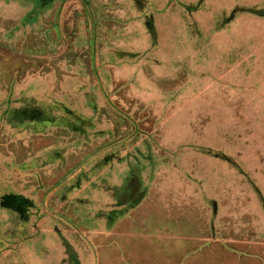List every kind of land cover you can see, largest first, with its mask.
Returning a JSON list of instances; mask_svg holds the SVG:
<instances>
[{
	"label": "rangeland",
	"instance_id": "obj_1",
	"mask_svg": "<svg viewBox=\"0 0 264 264\" xmlns=\"http://www.w3.org/2000/svg\"><path fill=\"white\" fill-rule=\"evenodd\" d=\"M146 1L0 0V264H264V20L230 90L233 1Z\"/></svg>",
	"mask_w": 264,
	"mask_h": 264
},
{
	"label": "crops",
	"instance_id": "obj_2",
	"mask_svg": "<svg viewBox=\"0 0 264 264\" xmlns=\"http://www.w3.org/2000/svg\"><path fill=\"white\" fill-rule=\"evenodd\" d=\"M144 3H148L146 0H143ZM206 0H196L193 4L190 3L188 5H183L178 1V4L183 6L185 13L189 14L192 17H194V23L193 25H196L197 27L200 26V22L202 21L201 17H196L198 12L201 11L203 4ZM230 4L223 7V14L220 18H218L219 26L216 27L214 32L212 33V37L214 40H217V37L219 36V33L225 34L226 38H232L234 42L230 43V47L226 50L227 59L226 60H232L231 64H229V68L225 72V84L223 86L231 88L235 87L238 88V86L243 85L240 83H234L229 81V79L235 77V78H242L243 79V73L244 71H250L252 73L255 72V64L257 65L259 61L257 60V57L259 53H251L256 50L255 44L256 40L253 38L257 37L258 34V25H260V20H264V8L260 9L259 6V0H252V4H246L244 3V0H231ZM258 1V2H256ZM243 3V4H242ZM206 19L203 17V23H205ZM148 24V23H146ZM206 24V23H205ZM149 26V24H148ZM244 29H249L252 36H243L242 32ZM234 33V34H233ZM246 38L247 40H244ZM221 42L222 40H217ZM250 41V47H248V43ZM239 45V46H238ZM238 46L236 49L235 47ZM247 52H246V51ZM239 52V53H238ZM234 53V54H232ZM261 53V52H260ZM191 54V53H190ZM189 55V54H188ZM192 55V54H191ZM231 55L241 56L242 59L240 60V65H237L236 59L233 58ZM185 58H188L186 55ZM256 59V60H253ZM252 62V63H251ZM241 66V67H240ZM229 92V91H227Z\"/></svg>",
	"mask_w": 264,
	"mask_h": 264
}]
</instances>
